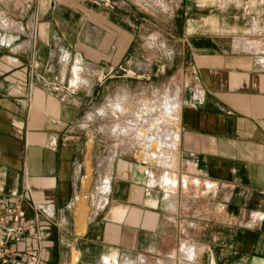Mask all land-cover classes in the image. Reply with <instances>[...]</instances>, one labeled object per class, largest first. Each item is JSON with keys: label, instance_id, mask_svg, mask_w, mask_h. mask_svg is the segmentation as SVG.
Segmentation results:
<instances>
[{"label": "crops", "instance_id": "0c3cea01", "mask_svg": "<svg viewBox=\"0 0 264 264\" xmlns=\"http://www.w3.org/2000/svg\"><path fill=\"white\" fill-rule=\"evenodd\" d=\"M181 2L166 13L184 37L174 121L161 149L125 155L111 75L145 32V0H0V199L37 208L47 264H264V51L194 46L208 30ZM168 174L184 183L164 187ZM27 227L23 258L39 250Z\"/></svg>", "mask_w": 264, "mask_h": 264}, {"label": "rangeland", "instance_id": "374dc122", "mask_svg": "<svg viewBox=\"0 0 264 264\" xmlns=\"http://www.w3.org/2000/svg\"><path fill=\"white\" fill-rule=\"evenodd\" d=\"M192 1L189 19L193 20L194 29L200 27L208 30L203 36L195 32L191 35L193 41H190L194 46L202 38L219 42L229 51L255 48L264 51V0ZM183 6L185 3L181 0H145V10H149L143 22L145 32L139 34L138 45L135 44L130 50L128 68H113L111 77L114 79V88L109 121L112 125L114 154L131 155L137 152V146L142 152L140 149L146 145L151 146V153H154L164 146L161 136L167 133L169 123L175 118L177 105L173 103L180 98V71L184 60V37L179 33H169L172 22L166 13ZM187 6L190 4L187 3ZM153 9L161 11L160 18L151 16ZM175 74L177 79L172 81ZM126 75L128 78L124 77ZM121 76L128 82L120 83ZM152 136L156 141L146 143ZM169 176L173 183H177V187L184 183L182 177ZM194 235L197 240L200 239L198 234ZM189 246L182 242L180 251L188 253ZM197 263L198 260L193 257L189 262L181 260L176 264Z\"/></svg>", "mask_w": 264, "mask_h": 264}, {"label": "built area", "instance_id": "2783aa9c", "mask_svg": "<svg viewBox=\"0 0 264 264\" xmlns=\"http://www.w3.org/2000/svg\"><path fill=\"white\" fill-rule=\"evenodd\" d=\"M155 141V138H150L146 143L152 144ZM156 158V155L151 156V159ZM149 176L152 180L154 177L152 170ZM103 182V192L110 193L109 182ZM28 223L35 229L34 236L39 244V250L30 251L23 258V252L19 250L18 245L25 239ZM42 239L38 210L29 199L22 196L11 205L0 199V264H47L41 250Z\"/></svg>", "mask_w": 264, "mask_h": 264}, {"label": "bare ground", "instance_id": "6f19581e", "mask_svg": "<svg viewBox=\"0 0 264 264\" xmlns=\"http://www.w3.org/2000/svg\"><path fill=\"white\" fill-rule=\"evenodd\" d=\"M77 76V75H76ZM78 79V78H77ZM168 162V161H167ZM164 178V177H163ZM184 181V180H183ZM162 185H164V187H170V185L172 186H176L177 187V183L176 182H172L171 177L169 176V174L167 175V177H165V179H163V181L161 182ZM187 184V183H186ZM185 185V184H184ZM188 185V184H187ZM184 187V186H183Z\"/></svg>", "mask_w": 264, "mask_h": 264}]
</instances>
